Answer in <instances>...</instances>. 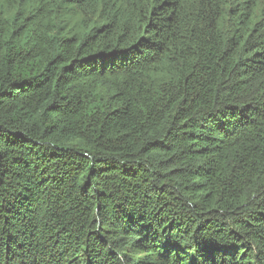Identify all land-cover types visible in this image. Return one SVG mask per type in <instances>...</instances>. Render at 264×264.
I'll return each mask as SVG.
<instances>
[{
  "label": "trees",
  "instance_id": "trees-1",
  "mask_svg": "<svg viewBox=\"0 0 264 264\" xmlns=\"http://www.w3.org/2000/svg\"><path fill=\"white\" fill-rule=\"evenodd\" d=\"M0 264H264V0H0Z\"/></svg>",
  "mask_w": 264,
  "mask_h": 264
}]
</instances>
